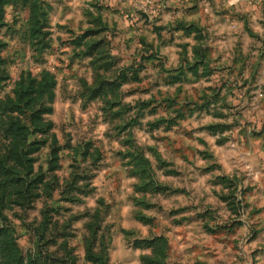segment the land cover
Segmentation results:
<instances>
[{"label": "rangeland", "instance_id": "1", "mask_svg": "<svg viewBox=\"0 0 264 264\" xmlns=\"http://www.w3.org/2000/svg\"><path fill=\"white\" fill-rule=\"evenodd\" d=\"M0 264H264V0H0Z\"/></svg>", "mask_w": 264, "mask_h": 264}, {"label": "trees", "instance_id": "2", "mask_svg": "<svg viewBox=\"0 0 264 264\" xmlns=\"http://www.w3.org/2000/svg\"><path fill=\"white\" fill-rule=\"evenodd\" d=\"M0 235H1V233H0ZM13 264H22V262H19L18 259H14V260H13Z\"/></svg>", "mask_w": 264, "mask_h": 264}]
</instances>
